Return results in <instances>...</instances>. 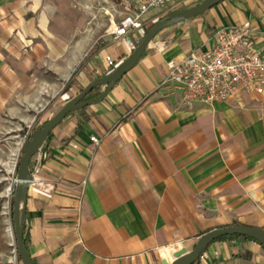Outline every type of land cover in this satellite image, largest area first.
<instances>
[{"label":"crops","instance_id":"1","mask_svg":"<svg viewBox=\"0 0 264 264\" xmlns=\"http://www.w3.org/2000/svg\"><path fill=\"white\" fill-rule=\"evenodd\" d=\"M9 4L24 0H0L1 33ZM164 15L149 10L145 27ZM237 23L249 24L264 54V0H223L160 30L102 101L52 130L38 172L51 191L31 185L26 195L37 264H163L208 230L235 222L264 228V95L189 108L180 92L158 86L168 60L207 49L214 29ZM108 53L122 62L131 48L118 39ZM195 264H264V248L216 240Z\"/></svg>","mask_w":264,"mask_h":264},{"label":"rangeland","instance_id":"2","mask_svg":"<svg viewBox=\"0 0 264 264\" xmlns=\"http://www.w3.org/2000/svg\"><path fill=\"white\" fill-rule=\"evenodd\" d=\"M7 11L3 16L7 33L0 31L2 256L15 246L12 197L29 134L89 82L112 71L103 69L108 47L116 41L109 32L126 15L123 0H24V7L9 4Z\"/></svg>","mask_w":264,"mask_h":264},{"label":"built area","instance_id":"3","mask_svg":"<svg viewBox=\"0 0 264 264\" xmlns=\"http://www.w3.org/2000/svg\"><path fill=\"white\" fill-rule=\"evenodd\" d=\"M197 0H123L126 15L109 32L114 40H126L131 50L146 33L143 16L151 9L169 11L188 7ZM191 6V5H190ZM212 44L207 49L192 48L179 59L166 62V73L158 86L166 91H178L185 107L199 103L211 106L232 99L239 93L264 95V54L254 41L248 23L231 24L214 29ZM164 50L167 45L157 46ZM121 61L111 54L103 60L105 71L114 70ZM90 141L98 144L95 137ZM43 147L31 157V185L44 192L51 186L42 182L38 172L46 157ZM6 231L10 232V227ZM0 264H21L15 246L9 254L0 255Z\"/></svg>","mask_w":264,"mask_h":264},{"label":"water","instance_id":"4","mask_svg":"<svg viewBox=\"0 0 264 264\" xmlns=\"http://www.w3.org/2000/svg\"><path fill=\"white\" fill-rule=\"evenodd\" d=\"M222 0H202L191 6L172 10L154 22L146 31L143 38L131 50V53L109 74L97 77L89 82L76 96L71 98L62 106L47 123L34 130L29 140L22 148V155L19 161L16 184L12 197V221L15 236V248L21 264H34L23 242V228L26 221V195L32 175L30 170V160L33 154L46 145L49 133L72 111L84 108L91 104L98 103L104 99L106 94L113 88L123 75H125L143 55L147 45L154 36L166 26L195 17ZM101 87L102 91L94 98L83 100L94 87ZM244 235L248 236L264 246V230L248 225H227L206 231L198 237L195 246L188 250L182 246L172 253V261H162L163 264H195L201 256L203 250L217 237L224 235Z\"/></svg>","mask_w":264,"mask_h":264},{"label":"trees","instance_id":"5","mask_svg":"<svg viewBox=\"0 0 264 264\" xmlns=\"http://www.w3.org/2000/svg\"><path fill=\"white\" fill-rule=\"evenodd\" d=\"M223 1V0H222ZM151 26V25H150ZM100 77V76H99ZM100 87L99 86H97V87H94V89L91 91V92H93V91H95V90H98ZM91 92H89L85 97H84V99H90V98H94V97H96L97 95H99L101 92H99L97 95H93V96H91ZM83 108H81V109H78V110H75V111H80V110H82ZM75 111H72V112H70V113H68L67 115H69V114H71V113H73V112H75ZM66 115V116H67ZM48 121V120H47ZM47 121H45L42 125H41V127H43L46 123H47ZM40 127V128H41ZM35 130V129H34ZM33 130V131H34ZM32 133V132H31ZM31 133L29 134V138H30V135H31ZM51 135H52V131L49 133V135H48V138H47V140H46V143H47V141L51 138ZM232 225H240L239 223H233ZM261 229H263L264 230V228H261ZM205 233V232H204ZM203 233H201V234H199L198 235V237L199 236H201ZM238 238H241V239H249V240H253V241H256V240H254V239H252V238H250V237H248V236H244V235H237V234H231V235H224V236H220V237H217V238H215L212 242H214V241H216V240H222V239H238ZM197 241V240H196ZM196 241L194 242V244L192 245V248L195 246V243H196ZM23 242H24V245H25V247H26V249H27V251H28V253L30 254V252H29V247H28V236H27V233H26V231H25V225H24V228H23ZM211 242V243H212ZM256 242H258V241H256ZM259 243V242H258ZM262 245V244H261ZM208 247V246H207ZM206 247V248H207ZM262 247L264 248V246L262 245ZM191 248V249H192ZM206 248L203 250V252L206 250ZM202 252V253H203ZM201 253V254H202ZM30 256H31V254H30ZM18 259H19V261L21 262V260H20V258L18 257ZM31 259H32V261H33V263L34 264H37L36 263V261H35V259L31 256Z\"/></svg>","mask_w":264,"mask_h":264},{"label":"bare ground","instance_id":"6","mask_svg":"<svg viewBox=\"0 0 264 264\" xmlns=\"http://www.w3.org/2000/svg\"><path fill=\"white\" fill-rule=\"evenodd\" d=\"M177 248H178V247H177ZM177 248H176V249H177ZM174 250H175V249H174ZM172 253H173V252H171V254H170V256H169V259L167 260L169 263L172 261Z\"/></svg>","mask_w":264,"mask_h":264},{"label":"flooded vegetation","instance_id":"7","mask_svg":"<svg viewBox=\"0 0 264 264\" xmlns=\"http://www.w3.org/2000/svg\"><path fill=\"white\" fill-rule=\"evenodd\" d=\"M83 100H87V99H82V101H83Z\"/></svg>","mask_w":264,"mask_h":264}]
</instances>
